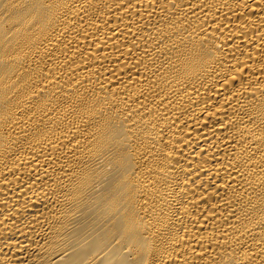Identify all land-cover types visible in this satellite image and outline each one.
Listing matches in <instances>:
<instances>
[{"label": "bare ground", "instance_id": "obj_1", "mask_svg": "<svg viewBox=\"0 0 264 264\" xmlns=\"http://www.w3.org/2000/svg\"><path fill=\"white\" fill-rule=\"evenodd\" d=\"M0 264H264V0H0Z\"/></svg>", "mask_w": 264, "mask_h": 264}]
</instances>
